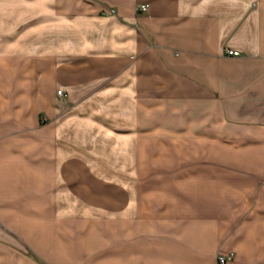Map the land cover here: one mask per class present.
Returning a JSON list of instances; mask_svg holds the SVG:
<instances>
[{
    "label": "crops",
    "instance_id": "obj_1",
    "mask_svg": "<svg viewBox=\"0 0 264 264\" xmlns=\"http://www.w3.org/2000/svg\"><path fill=\"white\" fill-rule=\"evenodd\" d=\"M43 1L0 54V264H264V0ZM158 129L195 165L141 182Z\"/></svg>",
    "mask_w": 264,
    "mask_h": 264
},
{
    "label": "rangeland",
    "instance_id": "obj_2",
    "mask_svg": "<svg viewBox=\"0 0 264 264\" xmlns=\"http://www.w3.org/2000/svg\"><path fill=\"white\" fill-rule=\"evenodd\" d=\"M36 1L37 0H0V54L4 53L6 46L9 45L11 41L14 42L18 40L20 37L18 31L29 26H34L38 23L36 19L37 16L50 10L49 2L43 1L44 3H37ZM59 91L63 90H57V94L62 96L63 94H59ZM67 105L68 104L65 103V106ZM43 121H46L45 117ZM82 128L89 129V126H84ZM74 132L71 133L74 135V140L77 144H84L83 150L87 151V154L90 155L91 152L92 154L97 153L102 157L99 159L100 161L108 159V164L110 166L113 167L115 165L116 155L120 156L121 148L113 149L103 145H97V143H91L92 139L85 138L84 136V134L89 131L80 132L76 127ZM193 135L190 133L184 136L179 133L170 134L164 132L162 129H158L149 135H141L137 147L132 148L130 146H124L123 156L126 157L129 150V154L134 153L139 157V171L142 173L145 172L143 173L144 175L141 174V182L146 181L149 177L163 174L162 172L164 171L175 172L178 170H186L195 165L196 147L194 141L192 142V140L195 139ZM169 155L176 156L177 159L171 162L169 160ZM219 255L225 254L219 253L218 256ZM234 258L231 261H233Z\"/></svg>",
    "mask_w": 264,
    "mask_h": 264
},
{
    "label": "built area",
    "instance_id": "obj_3",
    "mask_svg": "<svg viewBox=\"0 0 264 264\" xmlns=\"http://www.w3.org/2000/svg\"><path fill=\"white\" fill-rule=\"evenodd\" d=\"M148 8H149V4H147V3L141 4V6L139 7V9L142 11H146V10H148ZM108 12L111 15L116 14V10L114 8H110ZM226 52H227V54L233 55V56H239L241 53L239 50L234 49V48H227ZM59 94H62V91H59ZM233 258H234L233 252H231L229 254H225V255H219L218 256V264H227Z\"/></svg>",
    "mask_w": 264,
    "mask_h": 264
}]
</instances>
